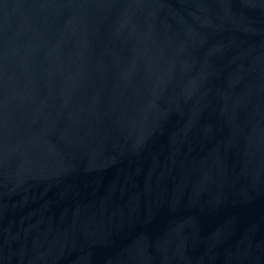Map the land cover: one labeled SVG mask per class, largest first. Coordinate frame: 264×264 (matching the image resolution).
Listing matches in <instances>:
<instances>
[{
    "label": "water",
    "instance_id": "water-1",
    "mask_svg": "<svg viewBox=\"0 0 264 264\" xmlns=\"http://www.w3.org/2000/svg\"><path fill=\"white\" fill-rule=\"evenodd\" d=\"M0 264H264V0H0Z\"/></svg>",
    "mask_w": 264,
    "mask_h": 264
}]
</instances>
